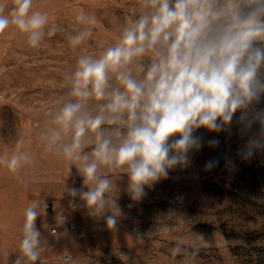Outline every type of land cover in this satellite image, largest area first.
<instances>
[{
    "label": "clouds",
    "instance_id": "1",
    "mask_svg": "<svg viewBox=\"0 0 264 264\" xmlns=\"http://www.w3.org/2000/svg\"><path fill=\"white\" fill-rule=\"evenodd\" d=\"M11 5L5 13L7 0H0V33L14 26L38 48L46 36L62 31L46 11L34 8V0ZM127 11L116 39L98 42L95 52L83 46L97 17L76 16L80 28L66 39L80 52L39 136L69 176L75 168L82 178L80 187H68L72 203L108 229L120 222L113 206L123 215L114 191L141 201L172 171L189 168L205 144L218 148L219 135L230 134L234 124L244 140L240 159L264 150V121L253 128L247 119L250 112L264 115V0H135ZM200 129L216 135L205 140ZM24 145L20 138L15 150L0 155V167L18 175L33 165ZM218 162L209 159L204 167L211 170ZM112 177L123 179L114 185ZM37 208L33 203L25 209L20 255L12 264L38 260ZM183 245L178 238L171 255L184 253V264H193L199 247Z\"/></svg>",
    "mask_w": 264,
    "mask_h": 264
},
{
    "label": "rangeland",
    "instance_id": "2",
    "mask_svg": "<svg viewBox=\"0 0 264 264\" xmlns=\"http://www.w3.org/2000/svg\"><path fill=\"white\" fill-rule=\"evenodd\" d=\"M134 2L34 0V8L46 11L49 23L62 31L46 36L38 48L30 47L26 35L14 26L0 33V155L11 153L23 138L24 150L34 156L33 165L18 175L0 167V264H12L20 255L25 209L33 203L38 204L34 223L41 237L38 260L29 264H184V253L173 257L169 251L178 238L185 249L199 247L193 264H264V150L248 161L240 159L237 152L244 140L239 125L219 135L218 148L205 144L189 168L172 171L168 179L146 189L141 201L114 191L123 215L113 206L120 222L110 229L83 207H75L68 187H80L82 178L75 168L69 176L62 160L47 153L40 142L47 113L65 93L64 75L80 52L66 39L80 28L76 16L84 12L97 17L93 36L83 46L95 52L98 42L116 39ZM11 6L7 0L5 13ZM247 119L259 128L264 115L250 112ZM199 131L205 140L216 135ZM212 158L219 162L206 170ZM112 179L115 185L123 178ZM62 218L73 226L51 232V220Z\"/></svg>",
    "mask_w": 264,
    "mask_h": 264
},
{
    "label": "built area",
    "instance_id": "3",
    "mask_svg": "<svg viewBox=\"0 0 264 264\" xmlns=\"http://www.w3.org/2000/svg\"><path fill=\"white\" fill-rule=\"evenodd\" d=\"M45 208L47 210H49L51 208V203L50 201H47L45 203ZM61 226H65L67 228H71L73 226L72 224V221L68 218H62V219H53L51 220L50 222V230L51 232H57L58 229L61 227Z\"/></svg>",
    "mask_w": 264,
    "mask_h": 264
}]
</instances>
